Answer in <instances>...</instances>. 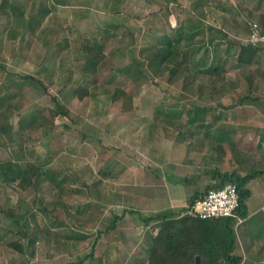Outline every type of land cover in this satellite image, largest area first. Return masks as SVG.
Returning <instances> with one entry per match:
<instances>
[{"label": "rangeland", "instance_id": "374dc122", "mask_svg": "<svg viewBox=\"0 0 264 264\" xmlns=\"http://www.w3.org/2000/svg\"><path fill=\"white\" fill-rule=\"evenodd\" d=\"M202 1V12L217 10L218 0ZM58 2L0 0V169L32 161L45 172L27 190L5 183L0 173V264H147L139 251L148 243L144 217L164 211L161 189L168 173L175 178L187 166L198 167L204 172L197 183L201 192L215 170H264V122L258 121L264 106L240 103L260 94L257 64L247 74L237 62L238 44L260 20L249 7L235 11L238 25L227 27L233 36L221 42L223 53L220 43L207 46L205 34L195 31L201 0ZM211 14L202 17L209 26L217 22ZM164 36L173 38L180 56L188 54L191 73L200 76L195 83L184 85L174 76L167 87L166 77L148 67L146 47L162 45ZM93 44L104 45L105 59L88 75L85 48ZM219 59L228 73L213 91L206 77ZM137 61L145 62L147 76L137 72ZM77 85L90 90L83 100ZM115 87L132 102L113 101ZM53 97L68 106L70 117L40 126L42 113L55 106ZM33 114L37 127L26 126L23 140L19 125ZM163 164L174 171L160 169ZM261 200L259 185L249 208ZM10 208L20 223L1 212ZM116 214L123 216L117 227L99 236ZM257 218L238 227H264V217ZM15 239L22 251L9 245Z\"/></svg>", "mask_w": 264, "mask_h": 264}, {"label": "trees", "instance_id": "16d2710c", "mask_svg": "<svg viewBox=\"0 0 264 264\" xmlns=\"http://www.w3.org/2000/svg\"><path fill=\"white\" fill-rule=\"evenodd\" d=\"M58 1L59 0H57V3H60ZM260 22V26L264 31V16H262ZM161 39L163 40L162 45L152 43L149 44L150 46L146 47V50L148 49L149 52L147 58L148 67H151L152 71L156 73L154 76L162 75L166 77L167 87L172 82L174 76L177 77V80L182 79L184 85L190 84V82L195 83V79H198L200 76L191 73V70L189 69L188 54H184L183 56L178 54L176 44L171 36H169V38L168 36H164ZM263 46L264 43L253 44L247 41L239 43L237 62L241 65H252L256 63L258 54L263 49ZM85 49L86 56L84 57L83 72L88 75L96 74L99 65L105 59V54H103L104 45H88ZM136 63L137 72L142 74L141 76H147V71L144 72V68L147 69L144 65L145 62L141 63L140 61H137ZM227 72L225 62L222 61V59H219L212 65V68L208 71L209 74H207V77L205 76L208 80L206 83L208 85L207 87L213 91H217L218 87L226 80ZM154 76H152V79H154ZM23 77L40 81L30 74H26ZM203 87H205L204 84L198 85L200 90ZM75 92L77 93L78 98L83 100L89 95L90 90L87 86L77 85L75 87ZM121 97L126 98L129 102H132L133 100V97L123 88L115 87L111 99L113 101H118ZM242 99L243 98H241L240 103L243 102ZM53 101L55 106L49 108L48 115L42 113L41 116H43V120L39 122L40 126H45L47 123L53 125L58 116L70 117L69 108L65 103L61 102L57 97H53ZM231 105L229 107H233ZM193 117L192 119H194ZM37 119L38 115L33 114L29 119H26L25 122H23V125H19L20 129L18 135L21 136L20 138L24 140L22 131L26 129V126H33ZM203 125L204 124H200L198 127H203ZM0 173L4 176L3 179L5 183H13L17 188L27 190L32 186L36 187L39 185L40 182L43 181L42 177L45 172L41 164L28 161L23 165L13 164L12 162L4 163L1 165ZM212 173H214L211 176L213 182L207 184L202 192H196L191 195L187 207L183 208L182 211L188 212L195 201L200 196L204 195L209 189L220 188L228 182H233L237 185L240 196V207L238 212L244 216L246 200L251 194V191L247 187V183L257 175H264V171H255L246 175H240L236 171L220 174L218 170H215ZM217 177L218 181H216ZM129 211L133 212L135 210ZM1 212L10 219L15 220L17 223L21 222L18 215L16 216L14 214L12 208L8 210L1 209ZM120 217L121 216L113 215V217L108 220L109 225L106 229L104 231H99V236L102 237V235L109 233L110 229H115L118 220L121 219ZM152 217L160 222L156 227V234L153 235L151 241L148 242V249L146 248L148 252L147 264H196L197 255L201 256L202 264H241L242 257L234 253V249L237 245L234 235V225L236 222L232 224V226L229 224L225 225L222 227L223 230L221 231V228H219L218 225L221 224L223 217L201 219L190 213L182 217L175 216L174 213H159ZM152 217L144 218V220L149 222ZM13 233L17 234V231H14ZM97 239L99 240L100 237ZM9 245L17 248L19 251L23 250L18 239L10 241ZM94 253L95 252H92L91 255H94Z\"/></svg>", "mask_w": 264, "mask_h": 264}, {"label": "crops", "instance_id": "0c3cea01", "mask_svg": "<svg viewBox=\"0 0 264 264\" xmlns=\"http://www.w3.org/2000/svg\"><path fill=\"white\" fill-rule=\"evenodd\" d=\"M218 4L219 5L217 6V10L212 9V6H211L209 7L208 10L206 9L205 12H202L201 7L205 8L206 5L201 0V5L199 7V10H201L199 11L201 15H198L200 17L196 15L195 17L196 21H195L194 26H195V29H197L195 30L196 32H201L205 34V41H206L207 46H209V44L212 45L213 43H216V44L220 43V47L222 49V52L224 53L225 48L223 49L221 45H225V44L221 42H226L227 35L228 36L230 35L229 38L233 36L230 30L227 29V27L232 29L231 27L232 25L233 26H235L236 24L238 25V23H235L238 19V16L237 14H235V11H237L239 8L244 9L245 11L250 8L255 14L254 16H256L257 19L261 21L262 16H264V0H218ZM207 12H210V14L213 13L214 15L212 14L211 15L217 19L216 24H213V26H209L204 23V22L209 23L207 20H204L202 18V17L207 16L206 15ZM213 32H215V35L212 34ZM249 32H250V29H249ZM262 48L263 49L258 54L256 63H254V64H257V78H258V83L260 87V91H259L260 94L257 96H254L253 100L248 95L244 96L243 102H242L243 104L246 103L248 100H251V101H254L255 103L257 102L258 104H260V106H264V46ZM243 65H245V71L247 69L246 67H248V70L246 73L249 74L250 73L249 68L251 67V65H246V64H243ZM248 88L250 90L249 86ZM258 121L264 122V119L260 120L258 118ZM178 155H181L180 150L178 151ZM173 167L169 166L168 164L167 165L163 164L161 165L160 169L166 168L169 171L170 170L174 171ZM197 168L188 169V166H187L186 168L181 169L180 171L181 175H177V177L175 176L174 178L173 176L174 174L168 173L167 179H165L166 177L164 178L165 179L164 184L162 185V189H161V200L166 202L164 206L165 208L163 209L164 210L163 212L165 214L174 213L175 216H179V217L189 214V211L188 212L182 211V209L187 207L189 197L195 194L196 192H198L197 183L198 181L201 180V178L204 175V172L201 174V172H199ZM178 170H180L179 167H178ZM249 170H251L250 167H249ZM235 171L236 170H233L231 171V173ZM255 171L259 172V171H264V170L254 169L253 172ZM236 172H238L240 175H246V174L252 173L251 171H248L249 173L247 172L245 173L244 171H236ZM206 181L209 182V178ZM211 182H213V180H211ZM259 185L264 187V175H257L256 177L250 179L247 183V187L249 188L251 193L254 189L259 187ZM250 196L246 200L244 218L246 219L245 221H249L251 219L258 221L257 216L259 214L263 216L261 212V207L263 206L264 201L262 200L261 202L259 201L258 205L250 209L249 204H248ZM153 197L155 201L157 197L156 198L155 196ZM146 198L147 200L149 199L148 197ZM127 209L128 208H125L124 211ZM129 210H134V209H129ZM163 212L160 214H163ZM157 213L159 214V212ZM157 213L151 214V216H145L144 218L155 216L157 215ZM116 215L121 216L120 218L123 217L122 215H119V214H116ZM222 219L223 220L221 221V224L218 225V227L221 228V231L223 230L222 227H224L225 225L229 224L232 226V224L236 222L232 218H222ZM159 222H160L159 220L152 217V219L149 222L145 223V228H146L145 231H146L148 242H150L152 239V236L156 234L157 232L156 227L158 226ZM154 224H157V225L156 227H154L153 233L147 234V231L150 225H154ZM236 225L237 224L235 223L234 229H236V231L234 232V235L236 238L237 245L234 249V253L242 257L241 264H264V227L257 226V227L248 229L242 226L238 227L239 225H237L236 227ZM148 246H149V243H147V246H145V251L143 250V247L141 246V249H139V251L143 253L145 252L144 254L148 256V252H147ZM146 262L148 263L147 260ZM196 264H202L201 256H200V262L199 263L196 262Z\"/></svg>", "mask_w": 264, "mask_h": 264}, {"label": "built area", "instance_id": "2783aa9c", "mask_svg": "<svg viewBox=\"0 0 264 264\" xmlns=\"http://www.w3.org/2000/svg\"><path fill=\"white\" fill-rule=\"evenodd\" d=\"M253 44L264 43V31L258 23L250 25V34L246 40ZM240 196L238 187L233 182L223 187L209 189L200 196L189 210V213L201 219L233 218L236 224H242L246 219L238 211ZM264 216V204L261 207Z\"/></svg>", "mask_w": 264, "mask_h": 264}, {"label": "water", "instance_id": "95a60500", "mask_svg": "<svg viewBox=\"0 0 264 264\" xmlns=\"http://www.w3.org/2000/svg\"><path fill=\"white\" fill-rule=\"evenodd\" d=\"M196 262H198V263L200 262V256L199 255L196 256Z\"/></svg>", "mask_w": 264, "mask_h": 264}]
</instances>
